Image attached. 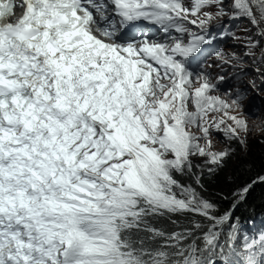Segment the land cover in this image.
<instances>
[{
    "label": "snow or ice",
    "instance_id": "1",
    "mask_svg": "<svg viewBox=\"0 0 264 264\" xmlns=\"http://www.w3.org/2000/svg\"><path fill=\"white\" fill-rule=\"evenodd\" d=\"M225 16L264 38V0H0V264H264V234L237 247L232 224L220 242L264 174L221 215L202 194L230 145L246 150L252 127L264 130L239 89L213 95L224 76L190 67ZM141 22L163 40L125 39ZM255 37L242 54L215 51L218 66L264 64Z\"/></svg>",
    "mask_w": 264,
    "mask_h": 264
},
{
    "label": "trees",
    "instance_id": "2",
    "mask_svg": "<svg viewBox=\"0 0 264 264\" xmlns=\"http://www.w3.org/2000/svg\"><path fill=\"white\" fill-rule=\"evenodd\" d=\"M230 146L236 151L232 158L228 160L227 166L216 175H205L204 177V188L206 190L202 194L218 205L217 215H221L232 208V192L236 188L254 179L257 174H264V143H252L246 150L240 148L237 143H232ZM222 196H226L227 199H223ZM262 212H264V183H256L250 189L246 198L237 204L233 210L231 220L221 226L220 242H226L227 233L232 231V224H237L238 221L242 220L247 222V219H251L255 214ZM174 219H180L182 223L184 222L182 217H174ZM204 223L207 225L206 221ZM163 226L172 230V225L167 221L164 222Z\"/></svg>",
    "mask_w": 264,
    "mask_h": 264
},
{
    "label": "rangeland",
    "instance_id": "3",
    "mask_svg": "<svg viewBox=\"0 0 264 264\" xmlns=\"http://www.w3.org/2000/svg\"><path fill=\"white\" fill-rule=\"evenodd\" d=\"M231 3H232V0H225L226 6H230ZM211 10L214 11L215 9H211ZM225 17H223V18H225ZM214 22H216V21H214ZM252 29H253V31H252ZM255 32H256V29L252 26V24L249 25L248 27L244 28L243 30H241L239 32V35H240V39L242 42L237 43L235 45L231 44V41L225 43V45H224L225 46L224 47L225 53L236 52L238 54H242L245 50L242 47V45L245 42L244 38L249 36V35H252L255 37V34H254ZM255 38L258 39L260 37H255ZM260 39L262 40V43H264V38H260ZM245 65L249 66V64H245ZM257 66L260 67L262 69V71H264V64H260ZM251 77L256 78V83L260 82L256 72ZM248 79H250V78H248ZM227 90L228 89H226L225 91H221V92H214L213 95H220V96H223L227 99V98H229L226 96ZM255 90L256 89H254V88L250 89L251 92H249V94L246 96V98L241 102L242 106H243V114L247 118L250 127L256 126V125L264 126V92L262 93L263 99H261V101L259 102V111L256 113V115L255 116H249L246 112L247 104L249 103V101H251L252 98H254V96L251 93ZM259 98H262V97L259 95ZM212 140H213L214 145L217 149H222L224 147L229 146L226 143L225 138L219 132H217V135H214V136L212 135ZM262 140H264V130H261V128H258V127H252V131L248 137V147L252 143H256V142L262 143L261 142Z\"/></svg>",
    "mask_w": 264,
    "mask_h": 264
},
{
    "label": "clouds",
    "instance_id": "4",
    "mask_svg": "<svg viewBox=\"0 0 264 264\" xmlns=\"http://www.w3.org/2000/svg\"><path fill=\"white\" fill-rule=\"evenodd\" d=\"M185 2H188V0H185ZM226 18H227V16H226L225 18H223V20H225ZM214 24H215V23H214ZM246 27H247V25L245 26V28H246ZM243 29H244V28H243ZM243 29H242V30H243ZM238 37H239L238 43H241L242 41H241V39H240V35H239ZM159 40H163V39H159ZM230 41H231V44L235 45V42H234L233 40H230ZM227 42H229V41H227ZM227 42H226V41L223 42V46H224L225 43H227ZM209 61H210V63H208L207 66H208V67H213L214 63H215L216 61H218V60L215 58L214 55H212V58L210 57V58H209ZM216 64H217V63H216ZM245 64H249V66H246ZM243 65H244L243 69H241V68H237L239 74L242 75L243 70H245V69H248V70H249V68L252 69V75L255 74V72L253 71V68H254V67H257V64H253L252 59H250L249 57H245V58H244V63H243ZM252 75H251V76H252ZM219 76H224V77H225V74H223L221 71H219V73L216 74L215 77H211L212 81H213V82H216V81H217V77H219ZM251 76H250V77H247V78L245 79L244 82H241V83H240L239 85H237V86H235V85L233 84V81H231V82H229L227 85H225V80H224L222 83L219 84V86H220V87H223L224 89H219V90H216L215 92H221V91H225L226 89H231L232 92L234 93V92L236 91V89L238 88V86H241V88H246V90H247V95H248V94H249L248 92H251L250 89L253 88V87L250 85L249 82L252 81L253 79L256 80L255 77L253 78V77H251ZM225 78H226V77H225ZM244 78H245V77H244ZM248 78H250V79H248ZM256 85H257L258 90L256 89V90L253 91L251 94H252L254 97H259V95H260V96L262 97V98H260V101H261V99H263L262 93L264 92V90L261 91L260 89H261L264 85H262L260 82L256 83ZM225 88H226V89H225ZM253 99H254V98H252L251 101H249V103L247 104L246 109L249 108V107L251 106V104L253 103V102H252ZM214 135H217V132H213V136H214Z\"/></svg>",
    "mask_w": 264,
    "mask_h": 264
},
{
    "label": "bare ground",
    "instance_id": "5",
    "mask_svg": "<svg viewBox=\"0 0 264 264\" xmlns=\"http://www.w3.org/2000/svg\"><path fill=\"white\" fill-rule=\"evenodd\" d=\"M20 3V0H18V4ZM214 23H216V22H214ZM214 23H213V25H214ZM212 25V26H213ZM251 28V27H250ZM252 31H253V29H252ZM255 34V33H254ZM251 114V113H250ZM252 115V114H251ZM234 220H236V219H234ZM227 232V231H226ZM224 233V232H223ZM226 234V233H225ZM228 234V233H227ZM227 236V235H226Z\"/></svg>",
    "mask_w": 264,
    "mask_h": 264
}]
</instances>
